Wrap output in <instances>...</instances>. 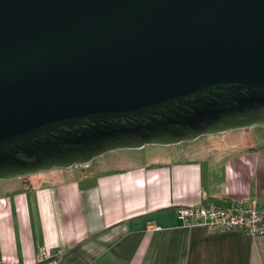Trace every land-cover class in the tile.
<instances>
[{"label": "water", "instance_id": "obj_1", "mask_svg": "<svg viewBox=\"0 0 264 264\" xmlns=\"http://www.w3.org/2000/svg\"><path fill=\"white\" fill-rule=\"evenodd\" d=\"M264 126V0H0V181Z\"/></svg>", "mask_w": 264, "mask_h": 264}, {"label": "crops", "instance_id": "obj_2", "mask_svg": "<svg viewBox=\"0 0 264 264\" xmlns=\"http://www.w3.org/2000/svg\"><path fill=\"white\" fill-rule=\"evenodd\" d=\"M251 133L260 141L143 146L125 167L0 181V264H36L56 249L57 264H264V236L176 215L209 202L264 207V131Z\"/></svg>", "mask_w": 264, "mask_h": 264}, {"label": "built area", "instance_id": "obj_3", "mask_svg": "<svg viewBox=\"0 0 264 264\" xmlns=\"http://www.w3.org/2000/svg\"><path fill=\"white\" fill-rule=\"evenodd\" d=\"M176 215L186 224L203 225L210 229L237 230L252 237L264 236V207L230 206L219 207L202 203L194 206H179ZM60 250L53 254L41 250L35 258L36 264H57Z\"/></svg>", "mask_w": 264, "mask_h": 264}, {"label": "rangeland", "instance_id": "obj_4", "mask_svg": "<svg viewBox=\"0 0 264 264\" xmlns=\"http://www.w3.org/2000/svg\"><path fill=\"white\" fill-rule=\"evenodd\" d=\"M264 131V126H251L247 128L242 129H235V130H228L225 132L215 133V134H208V135H201L191 141L186 142H180L181 144H174L177 149L184 147V149H190L193 150L195 147H205L206 145H214L217 143H226L231 140V138L235 137V135L239 136L241 135V139L239 141L245 142V143H256L260 140L256 138L251 131ZM146 147H165L160 145H149ZM142 148V147H141ZM138 149H118L113 150L110 152H106L91 161L85 163V164H73L72 166L75 169L83 170L85 167H93L94 170L99 169L100 171H105L112 168H119V167H125L126 165H129L132 162H138L137 160L140 158H143L144 151ZM147 149V148H146ZM141 151V152H140ZM88 165V166H87ZM66 168H52L51 170L57 171V170H63ZM48 171H41L38 173L43 172H49ZM89 171V170H88ZM35 173V174H38ZM34 175V174H31ZM29 175V176H31Z\"/></svg>", "mask_w": 264, "mask_h": 264}, {"label": "trees", "instance_id": "obj_5", "mask_svg": "<svg viewBox=\"0 0 264 264\" xmlns=\"http://www.w3.org/2000/svg\"><path fill=\"white\" fill-rule=\"evenodd\" d=\"M20 178H22V177H20Z\"/></svg>", "mask_w": 264, "mask_h": 264}]
</instances>
